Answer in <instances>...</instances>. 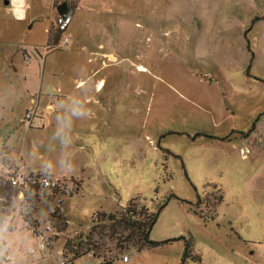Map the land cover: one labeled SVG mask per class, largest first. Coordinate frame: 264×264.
I'll use <instances>...</instances> for the list:
<instances>
[{
    "label": "rangeland",
    "instance_id": "rangeland-1",
    "mask_svg": "<svg viewBox=\"0 0 264 264\" xmlns=\"http://www.w3.org/2000/svg\"><path fill=\"white\" fill-rule=\"evenodd\" d=\"M68 3L70 8L76 6L66 31L71 43L68 48L49 51L55 59L48 61L47 67L43 62L39 73L56 80V91L85 74L92 81L104 77L103 92L94 96L108 108L78 107L74 101L79 97L70 94L64 109L75 116L73 124L56 131L45 122L43 129L24 127L14 136L0 122V139L10 137L11 145L19 149L34 142L38 149L30 156L45 155L43 162L55 177L74 174L93 183L86 192L65 199L70 227L85 230L100 207L118 212L135 197L152 199L173 189L188 203L172 200L161 212L151 237L162 242L187 235L188 227L197 220L189 212V203H197V195L187 177L199 186V191L205 178L218 181L214 151L200 149L199 141L189 136L206 131L235 138L249 133L258 121L264 122V84L245 76L248 70L252 76L264 77V0ZM17 9L23 19L16 18ZM33 15L40 18L31 20ZM52 15L48 0H22L15 7L0 2V41L5 42L0 44V98L15 95L25 86L24 74L36 58L27 64L21 48L37 45L45 52L49 34L44 26ZM16 50L20 57L13 60ZM109 53L115 57L103 58ZM52 62L58 71L55 76ZM169 130L184 135L161 138L160 134ZM250 133L253 135V131ZM70 136L81 145L85 158L72 154L79 147L70 148ZM158 141L162 148L180 155L184 163L171 155L165 157ZM63 154L71 157L70 162ZM75 185L70 180L74 192ZM36 194L40 195L38 188ZM71 234L57 239L44 251L45 258L29 253L30 245H35L26 239L28 246L23 255L1 264H60L62 255L58 251ZM218 234L217 230L206 233L207 237L195 236V251L201 254L202 264H264L257 261L258 256H236L229 249L233 242ZM6 239L2 240L12 245L9 235ZM183 251L182 241H173L133 254L128 264H180ZM9 254L14 257L17 253L10 249ZM66 254L71 255L68 251ZM94 262L87 256L75 264Z\"/></svg>",
    "mask_w": 264,
    "mask_h": 264
},
{
    "label": "crops",
    "instance_id": "crops-1",
    "mask_svg": "<svg viewBox=\"0 0 264 264\" xmlns=\"http://www.w3.org/2000/svg\"><path fill=\"white\" fill-rule=\"evenodd\" d=\"M48 1L51 3L53 15L48 24L44 26V30L49 34L47 46L50 45V36L53 34L52 28L55 25L56 18L68 11L73 13V9L72 7L70 8L67 0H60L58 5L56 4V0ZM0 2L4 5H11V0H0ZM65 4L67 8L64 6ZM109 7L110 5H108V8ZM36 16L38 15H33L31 20L40 18ZM1 43L5 42L0 41V44ZM33 46L37 47V45ZM21 52L26 61L22 48ZM51 53L52 52L45 54L40 50V56H32L31 61L26 63H32L33 58H36V62L27 67L28 72L24 74L26 80L25 86L15 91V95L12 94L9 96L6 94L0 98L1 127L11 129L10 132L14 136L19 135L25 127L22 122L24 114L33 108L36 109L38 115L44 120V123L46 122L49 125H53L56 131L61 130L66 124L71 125V122L73 124L75 116L69 112H65L64 109V102L67 101L66 98L70 94L79 97L74 101L78 107L95 105L99 110L108 108L98 97L94 96L103 92L106 86L104 77L92 81L91 77L85 74L75 78L69 87H58L56 91V89H54L56 80L50 78L46 79L43 72L39 73V70L43 68L41 67L43 62H47V67L50 60L55 59L51 56ZM16 55L17 56H15L13 60L20 57L17 50ZM105 56H107V58H111V56L115 57L112 53L103 55V58ZM50 67L53 69L52 75L55 76V72H58L57 68H55V63H50ZM230 69L233 71V68ZM94 74H97L96 71ZM245 76L255 78L259 80L257 81L259 84H264L261 78L252 76L248 70H246ZM57 84H59L58 81ZM58 94L63 96H58ZM62 98L66 100H62ZM35 99L37 100L36 105L33 104V100ZM250 131H253V135ZM250 131L245 135L235 138L220 137L217 135V138L214 140L191 138L195 142L199 141L200 149L209 148L214 151L212 154L218 159V165H216L217 167L214 169H217L215 172L218 174V181L212 180L211 178H205V181L215 182L218 185L223 201L218 206V222H205L196 215V222H194V225L189 226L188 230L194 237H205L206 233L208 234L218 230V233H220L218 236H222L233 242L229 246V249H231L236 256L250 254L260 257L257 261L261 262L264 261V122L261 123L258 121V124L254 125ZM0 141V153L2 151L7 153L12 163L18 166L20 165L28 170L48 172L54 175L52 169L46 165V162H43L45 155L40 154L37 158H32L30 156L31 152H35L38 149L37 144L34 142H32V144H23L19 149V147H13L11 145L10 137L6 139L5 136H3ZM67 144L71 149L79 147L78 151H74L72 154H76L77 157L81 159L85 158V156L81 154V145L71 136ZM246 146L250 147L251 152L247 154V156H244L241 151ZM63 157H66L70 162L71 157L69 155L64 156L63 154ZM164 163L167 165V162ZM165 164L164 166L166 167ZM63 179L67 180L69 185L70 180H73L76 184L75 192H73L70 197L86 192L87 188H92L93 186V183H90L89 180H85L82 176L80 178L75 177L74 174L69 178ZM192 182L194 183L193 180ZM195 186L199 188L197 184H195ZM99 210L113 212L110 209H105V207H100ZM99 210H97V212ZM37 216L42 220L47 216V213L38 212ZM69 220L71 221V219ZM23 228L26 231H24ZM6 229L8 230L3 233L2 239H6L9 235L12 245L9 240L6 242L11 246V252L17 253L14 255V258L22 256L25 250L24 248L28 246V242L29 244L31 243L26 223L17 219ZM74 231L81 232L84 231V229L72 228L69 225L66 233H72ZM26 239H28V242ZM235 239H237V241ZM152 240L160 242L158 240ZM135 253L137 252L133 250L130 261L127 262V264L131 262L132 255ZM38 255L41 258L42 254L38 253ZM240 264H244V261ZM248 264H253V262Z\"/></svg>",
    "mask_w": 264,
    "mask_h": 264
},
{
    "label": "trees",
    "instance_id": "trees-1",
    "mask_svg": "<svg viewBox=\"0 0 264 264\" xmlns=\"http://www.w3.org/2000/svg\"><path fill=\"white\" fill-rule=\"evenodd\" d=\"M60 0H56L58 5ZM68 1V0H67ZM59 2V3H58ZM75 4V2H74ZM72 9L76 6H71ZM61 32H56L50 36V45L52 43H57L61 37ZM264 82V77L262 78ZM166 135H184V133L178 131H166L161 133V138ZM188 135V134H185ZM189 136V135H188ZM192 139H216V134L208 133L206 131H201L189 136ZM157 146L164 153L165 157L171 155L172 157L182 161L180 155L172 154L170 151L161 147L158 141ZM4 155V151L0 153V156ZM188 183L194 189L197 195V203L191 204V212L199 216L205 222H218V212L217 208L222 203L223 197L218 185L215 182L205 181L202 183V191H199L192 180L187 177ZM37 188H33L32 196L30 197V209L31 213L37 214L38 212L47 213L53 220L54 226L60 231L61 236L55 238L53 243L57 239L65 235L69 225L70 220L66 215L65 199L70 197L74 191L67 188L63 191L52 190V192L36 194ZM157 192V191H156ZM156 198L147 199L142 197H135L131 199L127 204L124 205L123 209L118 212H97L92 217L88 224L85 225V230L90 228L86 233H82L79 237L74 240H68L66 242V247L70 249L71 242L76 241L74 246L77 248L75 250L74 261L75 264L78 260L89 256L91 251L94 252V259H101L102 261L98 264H115L121 261L117 256L118 249L125 248L124 244L133 242V247L137 253L149 249L155 246L164 245L173 241H182L184 245V251L181 256L180 264H202V256L195 251L197 246V241L190 231H187V235L181 236L177 239L165 240L162 242L153 241L151 234L154 226L156 225L161 212L167 207V205L172 200H178L181 202H187L181 199L176 194V190H169L162 196L156 195ZM18 191L13 188L9 183L3 181L0 178V264L1 262H7L4 259V255L9 254L10 250L4 246L3 233L6 229V220L10 216V213L15 210V202L17 204ZM188 203V202H187ZM3 223V224H2ZM96 232L102 235L107 231L108 233L104 235V244L108 247L103 248L93 243V239L90 236V232ZM105 245V246H107ZM51 248L49 246L47 249ZM73 245L71 247V250ZM90 257V256H89Z\"/></svg>",
    "mask_w": 264,
    "mask_h": 264
},
{
    "label": "built area",
    "instance_id": "built-area-1",
    "mask_svg": "<svg viewBox=\"0 0 264 264\" xmlns=\"http://www.w3.org/2000/svg\"><path fill=\"white\" fill-rule=\"evenodd\" d=\"M29 1V0H26ZM72 12L68 11L64 14L59 15L56 18L54 28H52L53 32H61L62 37L58 43H52L51 45L47 46L45 49V54L47 52L54 50V49H63L68 48L70 45V37L66 35V31L71 23L72 20ZM22 50L24 51L26 62H30L32 59V56H40V49L37 47H31V46H24L22 47ZM37 100H33V104L36 105ZM23 125L27 128H39L42 129L45 126L44 120L38 115L35 108L27 111L22 119ZM242 154L244 156H247L251 152V149L249 146H246L242 149ZM0 178L9 183L13 188H15L18 191V199L15 210H13L10 213V216L6 220V228L11 226L14 221L17 219L23 221L26 223V226L29 230V234L33 240V244L35 247L29 248V253L31 254H42L41 256L45 258L44 251L47 250L49 246L53 244V240L59 236H61L60 231L54 226L53 220L48 216L44 219H40L37 214L31 215L30 214V197L32 196V191L34 187H37L38 190L41 193L45 192H52V190L57 191H63L67 188H69L68 181H66L63 178H57L49 173H41L35 170H28L22 166H18L14 163H12L7 155V153H4V155L0 156ZM71 189V186L70 188ZM157 196L154 195L153 198H156ZM123 209V208H121ZM90 228L87 230L78 232L74 231L72 232L70 236V240H74L75 238L79 237L83 232L86 233L89 231ZM108 232L105 231L104 234L99 235L96 232H90V236L93 239V243L102 246L103 248L108 247L107 244H104V239L101 240V238L104 237L105 234ZM67 242V241H66ZM4 246L8 248L7 242L4 241ZM32 243V241H31ZM30 243V244H31ZM74 243L76 241H73L71 245H73L72 250L65 247L61 250H59V254L62 255L60 264H72V261H74L75 256V250L77 249L74 246ZM102 243V244H101ZM133 242L125 243V248L118 249L117 256L120 258V260L123 263H127L130 261L132 249H133ZM32 244V245H33ZM107 245V246H105ZM72 247V246H71ZM67 251L71 255H67ZM94 252L91 251L89 253V256L93 259L95 258L93 256ZM5 256V255H4ZM6 260H14L15 258L11 256V254H7L4 259ZM63 259V260H62ZM95 262L93 264H98L102 260L101 259H94Z\"/></svg>",
    "mask_w": 264,
    "mask_h": 264
},
{
    "label": "clouds",
    "instance_id": "clouds-1",
    "mask_svg": "<svg viewBox=\"0 0 264 264\" xmlns=\"http://www.w3.org/2000/svg\"><path fill=\"white\" fill-rule=\"evenodd\" d=\"M12 5L15 7L18 3H20V0H11ZM17 19H23L24 17L16 16Z\"/></svg>",
    "mask_w": 264,
    "mask_h": 264
},
{
    "label": "snow or ice",
    "instance_id": "snow-or-ice-1",
    "mask_svg": "<svg viewBox=\"0 0 264 264\" xmlns=\"http://www.w3.org/2000/svg\"><path fill=\"white\" fill-rule=\"evenodd\" d=\"M20 2L22 3V0H20ZM17 14H18V16L22 15V13L19 12V9H17Z\"/></svg>",
    "mask_w": 264,
    "mask_h": 264
},
{
    "label": "water",
    "instance_id": "water-1",
    "mask_svg": "<svg viewBox=\"0 0 264 264\" xmlns=\"http://www.w3.org/2000/svg\"><path fill=\"white\" fill-rule=\"evenodd\" d=\"M64 6L67 8V5L66 4Z\"/></svg>",
    "mask_w": 264,
    "mask_h": 264
},
{
    "label": "bare ground",
    "instance_id": "bare-ground-1",
    "mask_svg": "<svg viewBox=\"0 0 264 264\" xmlns=\"http://www.w3.org/2000/svg\"><path fill=\"white\" fill-rule=\"evenodd\" d=\"M101 88V87H100Z\"/></svg>",
    "mask_w": 264,
    "mask_h": 264
}]
</instances>
